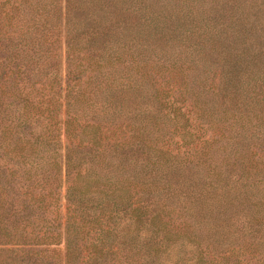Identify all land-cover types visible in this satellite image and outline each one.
<instances>
[{"label": "trees", "instance_id": "trees-1", "mask_svg": "<svg viewBox=\"0 0 264 264\" xmlns=\"http://www.w3.org/2000/svg\"><path fill=\"white\" fill-rule=\"evenodd\" d=\"M61 147L63 264H264V0H0V251Z\"/></svg>", "mask_w": 264, "mask_h": 264}, {"label": "rangeland", "instance_id": "rangeland-1", "mask_svg": "<svg viewBox=\"0 0 264 264\" xmlns=\"http://www.w3.org/2000/svg\"><path fill=\"white\" fill-rule=\"evenodd\" d=\"M63 50H61V44L59 46V48L57 49V53L60 54V77L62 76L63 78V69H64V62L61 63V58L63 59ZM61 95V91H58V94H56V97H58V100L61 102V98H59ZM59 101L57 103H59ZM57 105V104H56ZM57 116L59 118L62 117L63 113H64V107L63 105H59L57 106L56 110H55ZM60 134V138H61ZM51 154V158H49L48 156H46V160L47 161H52L53 163H56L57 165V171L54 169L52 171H49L47 173L50 174V181L52 184V189H53V194H52V199L54 200V204L52 205V212L49 214V216L51 218H53L54 223L58 222V224H60V229L56 228L55 230L53 229L51 232H49L47 235L44 236L43 238V242L47 243V242H60L57 246L58 248H60V252L59 251H46L45 253H36V250H31L29 252H17L14 253L12 250L9 251H5L3 250L0 251V261L3 264V262L5 264H63V250H61L62 248H64V244L63 242L61 243V241H63V237H64V232L62 231L64 223H65V214H66V201L64 198V189H65V185L63 184V150L62 147L59 148L57 150L56 153H49ZM46 155H48V153H46ZM51 165V164H50ZM50 165H46L50 166ZM54 172L56 175H54ZM54 175V177H53ZM51 235H53V237H51ZM44 245V244H43ZM51 248V247H49ZM48 248V249H49ZM35 249V248H34ZM57 249V248H56ZM43 256H47L48 260H45L42 258Z\"/></svg>", "mask_w": 264, "mask_h": 264}]
</instances>
